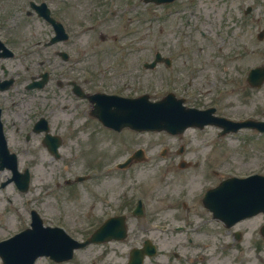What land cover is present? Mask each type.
<instances>
[{"label": "rangeland", "instance_id": "obj_1", "mask_svg": "<svg viewBox=\"0 0 264 264\" xmlns=\"http://www.w3.org/2000/svg\"><path fill=\"white\" fill-rule=\"evenodd\" d=\"M191 1L179 0L171 5L155 6L145 4L143 0H72V9L78 13L75 28L84 22V18L92 21L94 26L88 33L75 36L74 41L81 48L79 54L75 53L77 69L148 70L143 68V64L150 62L156 51H161L173 59L174 65L170 69L161 65L152 69L153 72H143L144 92L149 91L154 98H161L169 91L182 94V89H187L190 94L200 93L202 103L211 102L219 93L222 112L229 109L237 114V118L264 119V84L261 88H251L246 82L250 69L264 64V43L230 42L224 49L225 55L217 57L218 47L222 45L218 41L181 40L178 31L186 25L185 17L190 18L188 14L192 6L199 10L214 6L209 0ZM12 2V10L16 12L21 0ZM0 3L8 2L0 0ZM51 3L53 6L56 4L54 0ZM73 26L71 23V28ZM101 35L107 36L108 42L102 43ZM115 36L121 39L119 43L112 41ZM122 46L126 47L122 49ZM200 48H204V54ZM229 52H237L238 58L230 59V55H226ZM103 54L106 57L102 59ZM225 57H228L226 62L223 61ZM190 60L194 67L186 69L185 62ZM217 65L219 68L215 69ZM223 66L229 70H222ZM167 70H172L174 81H170ZM194 74L200 77L189 85L188 80ZM154 75L159 81L151 85L150 78ZM84 112L85 108L81 114H77L75 109L56 113L57 117L63 115L64 122L68 116H81L75 125L78 129L87 125V133L81 132L79 139L66 137L67 146L62 149V158L49 167L45 165L47 156L36 148L31 149L27 159L35 158L36 163L30 169L32 180L27 194L19 193L12 186L0 191V240L29 226L31 209L40 213L46 225L63 227L76 239L85 238L110 214L103 202L124 197L133 198L135 202L142 198L146 205L149 204V211L158 225H181L187 218L197 220L205 214L197 212V206L201 207L195 201L201 203L206 192L220 184L216 180L225 175L264 174V135L257 131L242 129L237 134L217 137V129L213 127L203 130L190 128L180 136L165 132L137 133L127 129L109 136V130L90 126L88 118L84 125ZM55 116L52 120L56 126ZM90 124L97 126L94 121ZM182 147L184 150L180 154ZM138 149L144 150V161L126 171L116 168L119 162ZM183 160L192 162L191 166L179 168ZM65 166L69 169L65 170ZM212 168L218 169L219 173L211 175ZM81 174L92 177L93 181L87 184L93 185L94 197L83 185L77 186L76 191L64 186L65 180H73L74 176ZM146 174L148 176L144 177ZM3 178L4 174L0 180ZM192 180L200 185L199 191H191L189 183ZM185 193L190 205L187 213L177 207L179 200H184ZM129 222V239H134L140 230V221L130 218ZM167 236L176 245L184 240L182 235ZM105 249V245L90 246L65 264H103ZM122 249L127 253V246L123 245ZM220 263L225 264L224 261H212L210 264ZM37 264L53 263L41 259Z\"/></svg>", "mask_w": 264, "mask_h": 264}, {"label": "flooded vegetation", "instance_id": "obj_2", "mask_svg": "<svg viewBox=\"0 0 264 264\" xmlns=\"http://www.w3.org/2000/svg\"><path fill=\"white\" fill-rule=\"evenodd\" d=\"M30 5L31 1L36 3L45 0H26ZM55 17L61 21L68 29L71 23L77 21V13L72 9L71 0H54ZM244 7L242 2L236 0H217V6L206 13L204 10L198 11V18L203 26L201 36L218 37L223 43L230 42H251L255 39L264 43V0H249ZM51 2V1H50ZM21 14L19 18L15 15ZM194 15V12L193 14ZM45 21L38 17L37 13L28 10H12L10 4L0 5V138H4L10 152L22 157L23 164L29 163L27 157L31 153V141L36 138H44L45 132L37 133L35 130L36 122L41 117H47L54 113L53 102L60 100L61 89L66 86L70 92L72 100L75 101L76 108L80 105L92 104L88 99H79L74 93L75 84L82 88L86 94L94 93L93 87L96 82L100 84L112 82L115 86L121 80H109L103 72L96 77L92 72L89 78L68 79L62 82L57 81L59 90H44L41 97L34 99L28 86L32 81L31 70H46L47 61L52 55L47 53L48 49H53V54L63 52L69 48L72 42H59L54 46L47 47V33ZM70 30V29H69ZM71 31V30H70ZM48 35L49 39L51 38ZM11 53L13 54L11 56ZM49 65H53L49 61ZM73 68V67H71ZM53 70H62L61 67L53 66ZM227 70V67L224 68ZM65 72H60L59 80H64ZM79 74V73H78ZM136 75L123 79V87L129 88L137 80ZM66 79V78H65ZM157 79V78H156ZM78 80H81L80 83ZM66 82V84H64ZM133 88V87H132ZM83 96V94H81ZM65 110H70L71 106L66 104ZM47 115V116H46ZM52 135L59 133H69L75 135V130L71 121H58L56 127L50 124ZM43 140L40 143L45 150ZM45 147V148H44ZM20 161V160H19ZM31 165V162H30ZM128 210V208L126 209ZM153 217V216H152ZM206 221L209 225L217 226H194L187 223L181 231L187 232V239L194 246H189L183 242L180 245L185 250L184 255L174 254L179 258L180 264H210L212 261H224L225 264H264V213L257 216L241 220L232 226H227L221 221H216L208 217ZM193 234L195 237L190 238ZM154 245L156 254L147 259L143 264H174L170 255L173 244L169 239L164 238L155 232ZM114 245L121 242H113ZM144 244V243H143ZM118 247V246H116ZM203 250L198 256L193 252ZM110 254V255H109ZM109 262L106 264H116L120 258V252L114 250L113 253L107 252ZM127 262V260H126ZM222 264V263H220Z\"/></svg>", "mask_w": 264, "mask_h": 264}, {"label": "water", "instance_id": "obj_3", "mask_svg": "<svg viewBox=\"0 0 264 264\" xmlns=\"http://www.w3.org/2000/svg\"><path fill=\"white\" fill-rule=\"evenodd\" d=\"M258 78H264V70H253L249 80L254 82ZM171 97L158 103H150L143 98L121 116L108 114L106 123L116 128L130 126L137 130L166 129L171 133L182 132L189 125L201 124L200 115L196 111H184L181 101L173 102ZM261 128L264 129L263 126ZM238 186L235 192L238 199L234 200V205L240 211L264 209V179L253 176L239 182ZM33 226V230L0 243V255L5 264H33V259L37 254L58 255L68 252L73 246L72 242L66 240L64 235L58 232V229H44L38 217L34 216ZM102 235L104 231L101 229L93 237L102 240L100 238Z\"/></svg>", "mask_w": 264, "mask_h": 264}, {"label": "bare ground", "instance_id": "obj_4", "mask_svg": "<svg viewBox=\"0 0 264 264\" xmlns=\"http://www.w3.org/2000/svg\"><path fill=\"white\" fill-rule=\"evenodd\" d=\"M200 146H202V145H200ZM147 176H148V174H146L144 177H147ZM189 186H190V188L192 189L191 191H193V192H196L197 190L200 189V187L198 186V184H197L194 180H192V181L189 183Z\"/></svg>", "mask_w": 264, "mask_h": 264}]
</instances>
